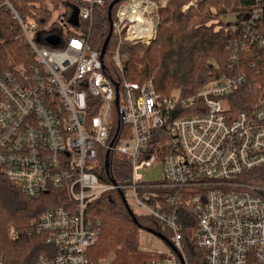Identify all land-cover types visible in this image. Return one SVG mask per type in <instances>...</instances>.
<instances>
[{
	"label": "built area",
	"instance_id": "built-area-1",
	"mask_svg": "<svg viewBox=\"0 0 264 264\" xmlns=\"http://www.w3.org/2000/svg\"><path fill=\"white\" fill-rule=\"evenodd\" d=\"M135 1H122L112 19L110 58L118 80L103 71L100 49L91 47L82 27L91 25L94 8L105 0H83L79 26L61 5L47 4L64 36L61 47L51 49L31 35L36 22L27 24L14 11L36 61L0 72V168L29 199L51 190L69 196L32 221L34 232L54 247L38 264H111L88 256L100 227L87 211L111 190L169 232L170 240L163 236L169 252L156 253L149 264H190L179 208L191 217L204 264H264V33L256 28L264 8L255 0L225 25L230 73L191 93H160L152 79L138 83L124 76L122 43L149 44L163 6L137 0L135 7ZM3 4L13 9L9 0ZM134 10L155 23L151 37L143 28L130 34ZM114 117L123 126L118 135L112 132ZM102 149L127 160L125 182L99 178ZM156 162L163 179L148 183L140 170ZM12 235L17 237L14 230Z\"/></svg>",
	"mask_w": 264,
	"mask_h": 264
},
{
	"label": "trees",
	"instance_id": "trees-1",
	"mask_svg": "<svg viewBox=\"0 0 264 264\" xmlns=\"http://www.w3.org/2000/svg\"><path fill=\"white\" fill-rule=\"evenodd\" d=\"M2 1V0H1ZM46 1L55 7L64 6L68 17L75 7L83 4V0H9L13 8L23 21L32 18L37 29L34 36L39 46L59 48L60 41L64 40L62 30L56 24L46 26L52 13L43 5ZM112 0H105L103 7H95L91 25L83 26L88 34L91 47L101 49L108 33L107 7ZM125 0H120L111 9L113 19L117 6ZM159 1V0H154ZM205 1V0H204ZM229 5V0H226ZM234 2V1H233ZM264 8V0L257 1ZM255 0H237L230 5L231 10L247 8ZM183 0H169L168 4L158 7V26L156 34L150 43L156 44L152 53L150 48L144 51L143 56H137L135 47H126L128 60L124 65L126 80L141 83L142 78L150 76L152 66L159 60V68L154 74L155 89L164 93L167 88L177 87L182 93H191L205 83L230 73L226 65V41L230 35L226 28L213 31L205 23L210 18L209 6H201L196 10L189 8L187 13L180 10ZM163 27L157 35L160 26ZM256 28L264 33V16L257 21ZM23 31L15 18L13 11L5 4L0 7V72L15 65L34 63V53L26 40L22 38ZM157 35V38H156ZM156 38V39H155ZM149 43V44H150ZM114 39L111 34L103 56V71L111 79L118 80V75L110 60L113 51ZM109 54V60L107 58ZM212 60V61H209ZM140 63V68L129 69L130 63ZM134 65V64H133ZM193 113L192 111L186 112ZM112 132L120 134L123 126L114 117L111 124ZM106 150H100L96 163L99 178L104 181L123 183L130 177V165L124 157L115 153H108V168L104 167ZM66 192L51 190L37 198L29 199L14 182H12L0 168V264H38L43 256H52L54 247L46 243L45 234H37L32 227V221L38 219L44 212L58 205L68 202ZM129 206L124 203L117 190L103 193L88 206V214L93 222H98L101 241L88 249V256L96 262L103 251L104 254L113 253L115 259L111 264H149L152 255L150 252L136 253L133 246L134 231L141 227L163 235L160 223L149 216L131 215ZM131 210V209H130ZM178 220L181 225L182 243L187 250L190 264H204L203 252L198 249L192 238V220L187 211L178 209ZM135 219V222L133 220ZM11 227L17 237L11 234ZM103 232V233H102ZM164 236V235H163ZM165 237V236H164ZM97 239V240H98ZM102 244V245H101ZM101 247L97 249L98 246ZM100 250V251H99Z\"/></svg>",
	"mask_w": 264,
	"mask_h": 264
},
{
	"label": "rangeland",
	"instance_id": "rangeland-1",
	"mask_svg": "<svg viewBox=\"0 0 264 264\" xmlns=\"http://www.w3.org/2000/svg\"><path fill=\"white\" fill-rule=\"evenodd\" d=\"M168 1L169 0H159V1H155V2H157V4L164 5V4H168ZM233 1L237 2V0H229V5H228L226 0H205V1L204 0H183V4L181 5V8H180L181 10L180 11L182 13H187L189 8H192V10H196L198 7H200V5L203 6V7L209 6L208 8H209V10L211 12L210 13V18H209L208 21H206L205 24L207 26H209L213 31H217V30H221L222 28H225V25L228 24L229 22H234L235 19H236L234 14L237 11L241 10V7H240V9H239V7H237L238 9L231 10L230 5H232L234 3ZM47 4L53 5L49 1H46L43 6L45 7ZM10 9L13 11L14 16H15V12L14 11H16V10L14 8H13L14 10L12 8H10ZM60 11L61 12H66L67 9L64 6H62ZM51 13H52V16H51L50 20L48 21V23L46 24V26H48V27L52 25L54 19L57 16L56 12H51ZM152 16L156 20V15H155V10L154 9L152 10ZM157 20H158V17H157ZM25 22L27 24H30V22H34V20L32 18H28V19L25 20ZM84 25H86L85 22H83L82 27ZM168 26H169V23L163 24L161 26V28L159 26V28L157 30V35H158V32L163 27H168ZM35 33H36V31L35 32H31V35L34 37ZM157 35H156V38H157ZM22 38L24 40H26L24 35H22ZM154 41H153V43H150V44H145V43H142V42H138V43H127V42H124V43H122L121 48H120V55H121L122 63L125 65V62L128 60V54H127L128 51L126 50V47H128V46L135 47V49L137 50L136 51L137 56L141 57V56H143L144 51L147 50V48H150V52L151 53H152V51L155 48H157V46L154 43ZM107 55H108L107 58L109 60V54H107ZM110 60H111V58H110ZM155 61H156V63L151 65L152 66V70H153L152 74L150 76H147V77L142 78V79H144V80L145 79L146 80L147 79H152V80L154 79V74H155L156 70L160 67L159 64H158L159 60L157 59ZM111 62H112V60H111ZM112 64H113V62H112ZM113 66H114V64H113ZM128 66L130 67L129 68L130 70L133 69V66H135V69H139L140 68V63H138V62H133L132 63L131 62L130 65H128ZM164 91H166L164 93H173V92H177V91L180 92L181 90L179 88H177V87H171L169 89L167 88ZM140 173L143 174L145 180L148 183L160 182L163 179L161 162H156L150 167L141 169ZM127 204L129 205V208L131 209L132 213H134L136 216H141V217L142 216H148V215H146L144 213L143 210L135 208L131 204V201H128ZM149 217H151V216H149ZM14 229H15L14 227H11V234H12ZM160 231L163 233V235L168 240H170L171 236H170L169 232L167 231V229H165L163 226H161L160 227ZM134 232L135 233H134V238H133V244H134L133 246L135 247L136 253H138V252H147L149 250H151L150 253L152 255H155L156 253H163L164 254V253H168L169 252L170 246L167 244V242H165L164 240L160 239L159 237L154 235L152 232H149L148 230H146L144 228H141V227H136ZM102 235L103 234H101V236ZM101 236L96 241V245L101 241ZM101 245L98 246L97 249H99L101 247ZM140 248L142 250H144V251H141ZM184 251H185V253L187 255V250L184 249ZM100 253L101 254L98 256L99 258L97 260L105 259V260H108L110 263H112L114 261V259H115V255L113 253L104 254L103 251H100Z\"/></svg>",
	"mask_w": 264,
	"mask_h": 264
},
{
	"label": "water",
	"instance_id": "water-1",
	"mask_svg": "<svg viewBox=\"0 0 264 264\" xmlns=\"http://www.w3.org/2000/svg\"><path fill=\"white\" fill-rule=\"evenodd\" d=\"M119 1H120V0H112V1L108 4V7H107V17H108L109 25H108V33H107V35H106V37H105V39H104V41H103L102 47H101V49H100V58H101V59H102V57H103V55H104V53H105V51H106V47H107L108 41H109L110 36H111V34H112L111 9H112L113 5L116 4V3L119 2ZM78 14H79V9H78L77 7H75L74 10H73L72 15H71L70 18H69V21H70L73 25H75V26H79ZM116 88H117V87H116ZM104 167H105V169L107 170V168H108V151L106 152V155H105V159H104ZM118 193H119V195H120L122 201H123L124 203H126L125 200H124V197H123V195H122V192L118 191ZM129 212H130L131 215L133 214L132 211H131L130 209H129ZM133 220H134V222H135L134 217H133ZM148 231H149V230H148ZM149 232H152V231H149ZM152 233H153L154 235H156L157 237H159L160 239L165 240L164 237H163L162 235H160V234H158V233H154V232H152Z\"/></svg>",
	"mask_w": 264,
	"mask_h": 264
},
{
	"label": "bare ground",
	"instance_id": "bare-ground-1",
	"mask_svg": "<svg viewBox=\"0 0 264 264\" xmlns=\"http://www.w3.org/2000/svg\"><path fill=\"white\" fill-rule=\"evenodd\" d=\"M137 4H139V2L136 0L133 3V6L136 7ZM150 10H151V7L147 8V12H148L149 15H150V12H151ZM133 19L136 22L131 27L130 34L131 33L133 34L136 31V29L139 30L138 28H143V30L147 32L148 37H151L153 35L155 23L152 20H150V19H148L146 17L142 18L141 15H140V13L137 10H134Z\"/></svg>",
	"mask_w": 264,
	"mask_h": 264
}]
</instances>
